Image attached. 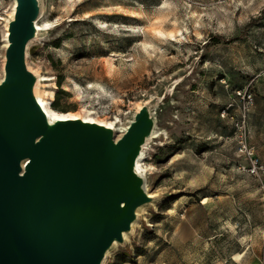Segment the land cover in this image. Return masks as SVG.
Segmentation results:
<instances>
[{
	"label": "rangeland",
	"instance_id": "374dc122",
	"mask_svg": "<svg viewBox=\"0 0 264 264\" xmlns=\"http://www.w3.org/2000/svg\"><path fill=\"white\" fill-rule=\"evenodd\" d=\"M37 1L32 93L117 122L116 139L142 114L156 131L139 149L152 197L102 264H264V176L238 152L242 137L264 164V0ZM15 2L0 0V82Z\"/></svg>",
	"mask_w": 264,
	"mask_h": 264
},
{
	"label": "water",
	"instance_id": "95a60500",
	"mask_svg": "<svg viewBox=\"0 0 264 264\" xmlns=\"http://www.w3.org/2000/svg\"><path fill=\"white\" fill-rule=\"evenodd\" d=\"M0 83V264H102L144 205L134 164L152 131L145 114L119 139L81 121L53 126L27 71L36 0H17Z\"/></svg>",
	"mask_w": 264,
	"mask_h": 264
},
{
	"label": "bare ground",
	"instance_id": "6f19581e",
	"mask_svg": "<svg viewBox=\"0 0 264 264\" xmlns=\"http://www.w3.org/2000/svg\"><path fill=\"white\" fill-rule=\"evenodd\" d=\"M37 2V5H38V1L36 0ZM18 6V3L15 2V5H14V11H13V14L10 15V16H13V19L12 21H14L15 19V13H16V8ZM11 21V22H12ZM11 24V23H10ZM10 24L8 25V27L6 28L7 29V34H6V38H7V46L9 47V36H10V32H9V27H10ZM41 26V25H40ZM37 23L34 22V27H35V31H40L42 28L40 27ZM43 26V25H42ZM46 27V25L44 26V28ZM6 42V41H5ZM43 79V78H42ZM2 82V81H1ZM0 82V83H1ZM35 90V89H34ZM37 91V89L35 90ZM34 91V92H35ZM45 95V94H44ZM48 96V95H47ZM33 97L37 103V105L41 108L43 114L45 115L46 119H47V123L50 125V126H53L54 124L58 123V122H68V121H81L83 124H86V125H96V126H99L107 131H111L112 133H114L115 131H118L119 128L117 129L116 126H117V122H102V121H98L97 119L95 118H92L90 116L88 117H82V116H76L75 114H58L57 112H55L49 105V103L44 100V98L39 95L37 92H35L33 94ZM50 97V96H49ZM54 97V96H52ZM51 98V97H50ZM52 100V99H51ZM140 105V104H139ZM137 107V106H136ZM155 126V125H154ZM122 128V127H121ZM130 128V125L125 127V129L122 131L123 135L129 130ZM122 130V129H121ZM121 133V134H122ZM151 137H154L155 134H156V131L155 129H153L151 131ZM117 135V134H116ZM143 148V147H142ZM144 157V153L142 152L136 159L135 161V164H134V174L139 176V177H142V166H141V162H142V159ZM143 163V162H142ZM145 171V170H144ZM147 197H152L151 194L150 195H147ZM142 206H140L139 208H141ZM135 222V221H134ZM134 222L131 223V226L134 224ZM122 235L124 237H126L125 235V232L122 233ZM116 244V241L113 243V245ZM112 245V246H113ZM111 249V248H110ZM110 249L107 251V253H109ZM106 253V255H107Z\"/></svg>",
	"mask_w": 264,
	"mask_h": 264
},
{
	"label": "built area",
	"instance_id": "2783aa9c",
	"mask_svg": "<svg viewBox=\"0 0 264 264\" xmlns=\"http://www.w3.org/2000/svg\"><path fill=\"white\" fill-rule=\"evenodd\" d=\"M252 98L249 97L248 104L252 105ZM238 152L242 157L248 160L247 166L243 169L252 177L261 178L264 176V164L258 159L254 152L250 149L246 141L241 137L238 142Z\"/></svg>",
	"mask_w": 264,
	"mask_h": 264
},
{
	"label": "trees",
	"instance_id": "16d2710c",
	"mask_svg": "<svg viewBox=\"0 0 264 264\" xmlns=\"http://www.w3.org/2000/svg\"><path fill=\"white\" fill-rule=\"evenodd\" d=\"M253 25H254V23L251 22V23L249 24V26L245 29L244 33L246 34V33L248 32L249 28L252 27ZM215 40H216L217 42H219V41H221V40H225V39H223V37H216ZM54 106H55V105H54ZM55 108H56V106H55Z\"/></svg>",
	"mask_w": 264,
	"mask_h": 264
}]
</instances>
